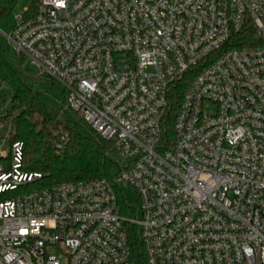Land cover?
<instances>
[{"label":"built area","instance_id":"1","mask_svg":"<svg viewBox=\"0 0 264 264\" xmlns=\"http://www.w3.org/2000/svg\"><path fill=\"white\" fill-rule=\"evenodd\" d=\"M14 19L1 34L121 168L19 192L42 174L8 132L0 264H137L139 245L145 264H264V0H38Z\"/></svg>","mask_w":264,"mask_h":264},{"label":"trees","instance_id":"2","mask_svg":"<svg viewBox=\"0 0 264 264\" xmlns=\"http://www.w3.org/2000/svg\"><path fill=\"white\" fill-rule=\"evenodd\" d=\"M18 0H0V30L10 34L15 27ZM38 0L30 9L35 11ZM256 34L253 27L244 37ZM0 32V79L11 89V109L0 121L13 125L11 142H22V170L42 177L18 191L32 190L63 181L105 177L121 168V158L112 142L103 138L66 104V90L55 79L30 73ZM174 115V114H173ZM137 264H145L142 247L135 250Z\"/></svg>","mask_w":264,"mask_h":264},{"label":"rangeland","instance_id":"3","mask_svg":"<svg viewBox=\"0 0 264 264\" xmlns=\"http://www.w3.org/2000/svg\"><path fill=\"white\" fill-rule=\"evenodd\" d=\"M34 0H18L15 6V13H21L28 7L32 5ZM23 67L30 73H37V69L33 66L28 59H25L23 63ZM11 89L6 85L2 89H0V116L4 115L7 110L11 109ZM9 132V134H8ZM13 134V125L10 121L2 122L0 121V151L9 152L10 151V142H2V139L6 137V135ZM8 160H2L3 165L8 164ZM124 196L128 205L134 207V209H127L128 214L135 216L137 219L141 218V212L139 208V199L138 194L135 189L130 187L128 184L122 183ZM135 264V263H134Z\"/></svg>","mask_w":264,"mask_h":264},{"label":"water","instance_id":"4","mask_svg":"<svg viewBox=\"0 0 264 264\" xmlns=\"http://www.w3.org/2000/svg\"><path fill=\"white\" fill-rule=\"evenodd\" d=\"M1 33H3L1 30H0Z\"/></svg>","mask_w":264,"mask_h":264}]
</instances>
